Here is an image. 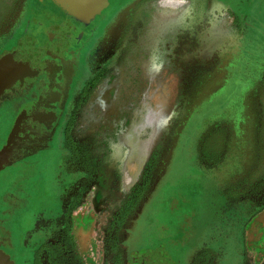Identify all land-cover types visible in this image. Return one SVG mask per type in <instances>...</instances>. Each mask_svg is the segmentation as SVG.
Here are the masks:
<instances>
[{"label": "rangeland", "instance_id": "rangeland-1", "mask_svg": "<svg viewBox=\"0 0 264 264\" xmlns=\"http://www.w3.org/2000/svg\"><path fill=\"white\" fill-rule=\"evenodd\" d=\"M206 1L184 0L176 6V0H111L103 12L129 14L114 57L85 95L70 126L92 172L71 215L84 264H115L120 253L122 264H147L160 249L175 262L178 223L186 212L195 207L202 223L209 211H215L213 205L220 198L203 174L220 150L212 138L222 129L225 101L235 97L239 87L233 89L224 79L205 88L200 84L205 76L210 78L206 69H216L237 37L240 49L250 56L238 75L257 82L250 85V129L264 127V0ZM49 5L60 15H37L33 35H23L16 48L0 58V66H8L0 70V80H8L2 81L0 104L9 100L7 89L24 71L22 64L29 59L42 65L41 56H59L62 44L77 32L73 26L65 35V13L54 0ZM176 14L180 17L175 19ZM171 15L170 24L161 22ZM181 53L192 61L181 59ZM148 69L154 70L151 76ZM196 70L201 78L193 90ZM1 110L0 105V125L7 124L10 108ZM19 124L17 116L13 129L0 135V218L6 219L9 236L0 239V250L12 264H24L30 256L36 243L35 235L28 238L33 221L59 213L57 194L55 204L46 210L19 198L26 172L19 164ZM137 184L143 185L142 193L121 217L122 202ZM50 221L55 224L49 218L48 227ZM76 225L82 230L80 239ZM27 238L30 247L24 248ZM244 254L245 264H264V207L247 222Z\"/></svg>", "mask_w": 264, "mask_h": 264}, {"label": "flooded vegetation", "instance_id": "flooded-vegetation-1", "mask_svg": "<svg viewBox=\"0 0 264 264\" xmlns=\"http://www.w3.org/2000/svg\"><path fill=\"white\" fill-rule=\"evenodd\" d=\"M49 1L0 0V58L16 48L23 35H33L32 20L37 15L45 12L54 17L60 15ZM110 4L108 0V5L88 23L62 9L65 35L71 33L73 26L77 30L73 39L68 38L69 41L62 44L59 56H41L42 65L29 59L22 64L24 71L7 89L9 100L6 105L0 104L1 112L10 108L11 115L7 124L1 122L0 135L9 133L14 120L20 116L18 147L22 156L19 164L26 172L19 198L32 205L36 203L42 210L52 208L56 194L59 201V213L53 216V226L50 221L51 227H48L49 218L53 220L51 217L33 221L28 238L35 235L36 243L24 264H84L76 249L71 215L92 172L87 157L70 134V126L85 95L100 78L123 39L121 33L129 12L103 14ZM174 16L175 19L180 17ZM174 16L161 22L170 24ZM231 45L219 58L216 69H206L210 78L205 76L200 84L205 88L224 79L233 84V89L239 87L236 96L225 101V106L230 105L224 112L226 118L220 121L222 129L212 138L218 142L220 150L215 160L207 162L203 172V177L216 187L220 201L213 205L215 211L212 214L209 211L202 223L200 215L193 210L195 207L178 223L176 264H245V227L264 207V127L250 129L253 123L249 101L253 87L250 85L256 86L257 82L240 78L239 66L250 56L240 49L239 37ZM180 58L192 61L183 53ZM29 65H32L31 70L26 69ZM3 68L4 65L0 69ZM179 71L182 73L181 69ZM153 72L147 70L150 76ZM199 75L196 70L193 90L198 87ZM1 221L5 229L0 239H4L8 236L7 221L0 218V225ZM28 238L23 243L24 248L30 247L26 242ZM122 261L120 253L114 263L122 264Z\"/></svg>", "mask_w": 264, "mask_h": 264}, {"label": "water", "instance_id": "water-1", "mask_svg": "<svg viewBox=\"0 0 264 264\" xmlns=\"http://www.w3.org/2000/svg\"><path fill=\"white\" fill-rule=\"evenodd\" d=\"M63 10L77 20L88 23L95 15L108 5V0H54ZM8 66H4L5 70ZM1 68V66H0ZM18 67H16V70ZM21 69L22 66H21ZM2 70V69H0ZM2 70V71H3ZM21 71V70H20ZM2 81H8L6 78L0 80V87ZM0 264H12L9 257L0 250ZM147 264H175L170 258L166 249H160L152 253Z\"/></svg>", "mask_w": 264, "mask_h": 264}, {"label": "trees", "instance_id": "trees-1", "mask_svg": "<svg viewBox=\"0 0 264 264\" xmlns=\"http://www.w3.org/2000/svg\"><path fill=\"white\" fill-rule=\"evenodd\" d=\"M143 185L142 184H137L134 186L131 190V192L127 195L125 200L122 202L121 210H122V216L123 217L125 214H127L133 206L136 204L138 197L142 193ZM75 208V207H74ZM71 243L74 244L73 237H70ZM49 245V244H46Z\"/></svg>", "mask_w": 264, "mask_h": 264}, {"label": "bare ground", "instance_id": "bare-ground-1", "mask_svg": "<svg viewBox=\"0 0 264 264\" xmlns=\"http://www.w3.org/2000/svg\"><path fill=\"white\" fill-rule=\"evenodd\" d=\"M76 230H78V239H80L81 238V236H82V230H81V228L79 227V225H76Z\"/></svg>", "mask_w": 264, "mask_h": 264}, {"label": "clouds", "instance_id": "clouds-1", "mask_svg": "<svg viewBox=\"0 0 264 264\" xmlns=\"http://www.w3.org/2000/svg\"><path fill=\"white\" fill-rule=\"evenodd\" d=\"M182 3H184V0H176V6H179Z\"/></svg>", "mask_w": 264, "mask_h": 264}, {"label": "crops", "instance_id": "crops-1", "mask_svg": "<svg viewBox=\"0 0 264 264\" xmlns=\"http://www.w3.org/2000/svg\"><path fill=\"white\" fill-rule=\"evenodd\" d=\"M233 98H234V97H233ZM229 106H230V105H228V104H227L226 106L224 105V107H226V108H228ZM226 110H227V109H226ZM246 110L248 111L247 108H246ZM222 117H223V118H226V115H224V113H223ZM257 216H258V213H257Z\"/></svg>", "mask_w": 264, "mask_h": 264}]
</instances>
